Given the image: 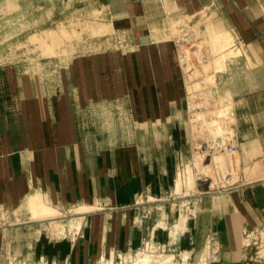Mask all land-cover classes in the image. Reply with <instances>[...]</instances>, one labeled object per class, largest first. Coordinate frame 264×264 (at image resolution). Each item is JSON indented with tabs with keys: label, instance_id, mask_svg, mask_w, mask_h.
<instances>
[{
	"label": "crops",
	"instance_id": "crops-1",
	"mask_svg": "<svg viewBox=\"0 0 264 264\" xmlns=\"http://www.w3.org/2000/svg\"><path fill=\"white\" fill-rule=\"evenodd\" d=\"M168 1L176 16L202 6V0ZM254 1L215 0L227 6L228 15L250 39L244 46L264 54V41H259L263 31L252 20L264 13ZM162 2L113 0L114 15L135 34H150L166 16ZM173 49L159 41L136 55L113 51L78 56L55 75L54 70L27 73L11 63L0 64V210L21 208L32 215L26 201L36 193L60 212L96 207L75 236L54 239L48 231L37 230L31 247L34 260L97 264L103 256L137 251L148 239L181 251L206 242L196 217L185 210L177 216L173 204L161 200L174 188L178 160L193 143L179 84L182 69ZM39 62L34 64H46ZM183 71L188 73L184 66ZM236 109L241 161H264V91L240 97ZM263 174L261 168L252 181L229 194L228 206H221L232 216L221 223V247L213 264H259L260 252L244 245L241 229L260 231L255 236L264 243ZM141 199L163 202L155 206L158 215L139 218ZM31 217L28 223L37 222Z\"/></svg>",
	"mask_w": 264,
	"mask_h": 264
},
{
	"label": "rangeland",
	"instance_id": "rangeland-1",
	"mask_svg": "<svg viewBox=\"0 0 264 264\" xmlns=\"http://www.w3.org/2000/svg\"><path fill=\"white\" fill-rule=\"evenodd\" d=\"M254 2L264 13V0ZM162 8L166 16L150 28L152 32L137 35L129 23L123 21L120 23V18L114 15L113 0H0V64L11 63L14 68L19 67L27 73L32 71L37 73L39 69L41 72L54 70L52 74L55 75L60 66L74 57L113 51L120 52L122 56L136 55L142 53V47L150 42L170 43L174 47V57L182 69L183 75L180 76L179 84L184 92V115L188 139L194 143L188 155L179 158L177 172L184 173L188 170L197 172L195 174L197 191L182 196L175 195L173 188L161 200L173 204L174 209L178 211L177 216L185 210V213H191V218L196 217L206 231V242L190 250L185 262L183 261L185 255H181V250L163 244L158 245L150 239L146 242L153 244L152 251L157 254L175 255L177 264H196L201 254L205 253L207 245H211L213 257L208 256L206 260L208 264H213L221 247L219 241L221 223L224 218L232 216L228 209H222L221 206H228L231 201L229 194L235 191L236 187L249 183L255 178L256 172L264 169V161L255 163L241 161L238 147L231 157L217 152L219 151L217 147L226 140L239 141L236 129L238 99L264 91V54L263 51L247 49L244 46V42L250 39L240 32L237 20L228 15V8L224 4L215 0H202V6L198 11L178 16L175 15L176 7L168 0H163ZM252 20L263 31V34L259 35V41H264V17ZM109 23L111 28L108 27ZM212 27L226 33L212 36V33H209ZM136 42H142V46H135ZM182 55L189 57L188 63L181 61ZM40 59L45 60L46 64L40 66ZM55 59H58V62L53 61ZM34 63H39V66ZM183 66L188 73L183 71ZM226 106L230 107L234 116L226 108L231 115L228 117L229 120L226 119L229 115L227 113L226 117L222 118H225V123H222L223 131L226 132L228 129L227 134L224 132V136L222 131L223 136L221 133L215 134L214 139V134L210 132L207 123L215 118L216 111L217 113L223 111ZM197 115L202 116L201 119L204 117L203 120L206 122H202L201 119L193 122ZM228 132L231 134L228 135ZM216 154L226 160L222 159L225 166L221 167L220 171L215 168L217 170L214 169L211 176L205 172L199 173L197 166H202V163L198 165L195 157L203 156L204 163H207L210 157ZM252 166L256 167L251 172ZM184 200H188V203H182ZM162 203L141 199L138 217L144 220L158 215L155 206ZM97 205L101 208L99 203ZM74 209H70V213L57 209L60 212L58 216H75ZM27 213L29 211L21 208L11 212L0 210L2 264H39L31 256L34 241L32 238L39 229L40 232H48L43 222L28 223L31 214ZM55 228L51 226V233L48 235L56 234L59 235L58 238L69 236L66 233L59 234ZM241 230L244 245H252L251 247L258 250L260 253L257 254L256 261L264 264V243L259 244L255 236L261 232L254 234L245 229ZM73 232L76 231H72L70 235H73ZM146 249L143 245L132 253L121 254V257L112 255V258H109L114 264H123L126 256L130 261ZM97 264L109 263L100 260Z\"/></svg>",
	"mask_w": 264,
	"mask_h": 264
},
{
	"label": "bare ground",
	"instance_id": "bare-ground-1",
	"mask_svg": "<svg viewBox=\"0 0 264 264\" xmlns=\"http://www.w3.org/2000/svg\"><path fill=\"white\" fill-rule=\"evenodd\" d=\"M108 27L111 28V23H109V26ZM104 28H105V26H104ZM102 30H103V28H102ZM209 33H212V36H214L218 32L216 31V29L214 27H212L210 29ZM37 41H39V39ZM223 47H224V45H223ZM229 55H231V54L229 53ZM225 56H228V55H225ZM181 61H184V62H187L188 63L189 57L188 56H182V60ZM187 63H185V64H187ZM224 108L222 109L223 111H218V113L216 111L215 116H214L215 118L210 123H207V125L211 129V130L209 129L210 132L212 134H214L213 135L214 136V139L216 138V135L217 134H220V133L222 134V131H223V124L222 123L223 122L225 123V121H224L225 118L222 119L223 116L226 117V115L229 114L232 111L231 109H229L230 108L229 106L228 107L226 106ZM226 108L229 109V113L227 111L228 109H226ZM229 116H231V115L229 114L227 116V118H226L227 120H229L228 119ZM233 116H234V114H233ZM201 118H202V116L197 115V116H195L193 118V122L194 121L197 122ZM203 119H204V117H203ZM203 119H201V121ZM202 122L205 123L206 120H203ZM226 130L228 131V129H226ZM227 131L225 132V130H224L223 131V134H224V132L227 134ZM223 134L221 136H223ZM230 134L231 133L228 132V135H230ZM224 136H225V134H224ZM219 138H220V136H219ZM222 140H224V139H222ZM228 142H229L228 140L225 141V143H228ZM217 152L218 153H222L221 151H217ZM204 158L205 157H203V156H198V157L196 156L195 157V160L197 161L198 165H201L200 163H202V166H197V171L199 173H204L205 172V173H207L208 175L211 176L212 171L215 168H218V170H219V169H221V167L225 166L223 164V162H222V159L224 160V158H221L219 154L214 155L212 158L210 157V160H208L207 163H204V160H205ZM224 161H226V160H224ZM215 170H217V169H215ZM221 172H223V170H221ZM218 173H215L214 172V174H218ZM195 174H197V172H194L192 170H188V172L185 171L184 173L183 172H177L176 180H175V184H174V189H173V193L175 195H182V196H184L186 194L187 195L188 194L191 195L195 191H197V189H196V177H195ZM224 175L225 174H223V176ZM216 179H217V177H216ZM182 203H188V200H184ZM26 205H27L28 209L32 212V215H33L34 220L36 219L37 222H43L44 223L43 225L45 227V230H47L48 232L51 231L50 227L51 226L52 227L54 226V227H56L55 228L56 231H59V234L66 233V235H70V234H72V231H76V232H73V235L74 236L82 229V227L84 225V219H85L84 217H85V215L87 213H90V212L96 210V207L93 206V205H90V206H80V207H76L74 209L75 210L74 211L75 212V216L59 217L58 215H59L60 212L57 211V208H55L52 205H50L46 201V199L44 198V196L42 194H39V193H36V194H34L32 196H29L27 198ZM187 217H188L187 215L183 216V218H182L183 225H184L185 221L187 220ZM150 243L151 242H148V243L145 244V249L146 248L147 249L144 252L138 253V255L136 256V258H133V259L131 258L132 260L128 261V256H126L124 258V263L125 264H128V262H131L130 264H177V260H176L175 255H173V254H167V255L157 254L154 251H152L154 247L152 246L153 244H150ZM211 249H212L211 248V245H207V248L205 250V253L201 254V256H200V258H199V260L197 261L196 264H208V261L206 260V258L208 256H210L209 258L213 257V255H211L212 254ZM190 252L191 251H182L181 255H185L183 257L184 258L183 259L184 262L186 261V258L189 257ZM111 258H112V256H111ZM111 258L107 259L106 257L103 256L101 258V261L102 262H106V263L108 262L109 264H114V262H113V260Z\"/></svg>",
	"mask_w": 264,
	"mask_h": 264
},
{
	"label": "built area",
	"instance_id": "built-area-1",
	"mask_svg": "<svg viewBox=\"0 0 264 264\" xmlns=\"http://www.w3.org/2000/svg\"><path fill=\"white\" fill-rule=\"evenodd\" d=\"M183 56V55H182ZM182 60V57H181ZM236 142L234 141H229L228 143H221V145L219 147H217V149H219V151H221L226 157H231L234 155V153L236 152ZM59 235H54V239H59L58 238ZM63 237H68V236H63ZM62 238V237H61ZM161 245V244H158ZM165 246V245H163ZM118 257H121V254H117ZM39 264H48L43 258L39 259L38 261Z\"/></svg>",
	"mask_w": 264,
	"mask_h": 264
}]
</instances>
